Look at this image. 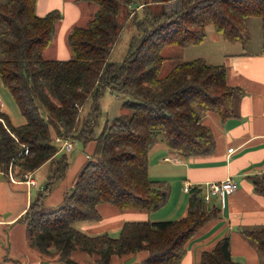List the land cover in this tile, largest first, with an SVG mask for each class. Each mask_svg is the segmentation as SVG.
I'll use <instances>...</instances> for the list:
<instances>
[{
	"label": "trees",
	"instance_id": "trees-1",
	"mask_svg": "<svg viewBox=\"0 0 264 264\" xmlns=\"http://www.w3.org/2000/svg\"><path fill=\"white\" fill-rule=\"evenodd\" d=\"M87 1L96 10L85 26H75L67 34L69 60L42 56L62 18L58 10L40 17L35 13L36 0L0 1V81L24 118L23 124L13 125L0 111V173L7 178L10 171L23 180L24 173L47 162L56 165L19 218L26 226L29 246L40 254L54 253L60 261L76 264L70 255L79 250L94 255L98 264H110L114 256L145 252L140 264H180L187 242L219 218V207L208 206L199 188L188 191L183 217L124 222L116 238L106 233L88 235L75 224L98 220L99 203L148 213L166 203L168 188L148 175V153L158 133L171 151L183 157L213 153L211 128L201 121L202 114L214 113L220 121L237 116L233 98L241 90L228 85L223 64H208L200 57L180 61L159 75L164 61L161 50L201 44L208 26L224 41L245 47L250 19L261 20L264 37V0L141 2L150 16L134 20L142 34L132 36L122 62H108V57L128 17L120 15V5L129 1ZM158 3L171 5L153 16L149 6ZM106 89L131 96L123 104L131 115L105 122L95 135L98 99ZM89 98L93 99L91 112L78 129L80 108ZM55 136L91 144L93 150L86 151L88 157L60 204L45 211L44 199L68 168L64 155L56 160L60 146ZM251 181L255 193L264 196V174L254 175ZM240 233L255 244L264 262V229ZM198 264H239L232 259L229 237L202 251Z\"/></svg>",
	"mask_w": 264,
	"mask_h": 264
},
{
	"label": "crops",
	"instance_id": "crops-1",
	"mask_svg": "<svg viewBox=\"0 0 264 264\" xmlns=\"http://www.w3.org/2000/svg\"><path fill=\"white\" fill-rule=\"evenodd\" d=\"M169 5L171 3H166V7ZM143 6L140 3L137 7ZM54 10H58L62 18L56 23L54 38L43 50L42 56L49 60H69L71 52L66 43L67 34L75 26H85L96 6L87 0H36L37 16ZM208 27L205 39L198 46L205 45L209 50L197 57L209 63L206 57L209 56L217 62L210 64H223L227 69L228 85L241 90L233 98L237 116L220 121L214 113L202 114L201 121L211 128L213 153L183 157L171 151L162 137L157 136L156 144L148 153V175L162 188H168L166 203L150 213L118 210L109 204L99 203L96 206L99 219L78 222L75 227L88 235L106 233L116 238L124 222L179 219L186 214L188 204L189 192L183 190L184 182L205 184L231 178L237 182L238 188L225 197L223 206H218L219 218L207 223L187 242L180 264H198L199 254L210 250L224 236L230 239V253L234 261L239 264H264L255 244L240 233L245 229H264V196L255 193L251 181V177L264 171V37L261 34L260 40L252 42L250 36L249 43L242 47L238 42L224 41L213 28ZM0 102V111L6 113L1 99ZM229 148H232L231 152H228ZM91 150L93 145L87 151ZM83 160L76 162L70 176L49 192L44 199L49 206L60 204ZM36 171L31 173L32 178ZM31 191L32 186L28 187L19 180L11 181L0 173V264H67L54 253L42 255L29 246L26 226L19 218L39 192L32 200ZM211 199L212 205H218L216 197ZM145 256V252L114 256L110 264H140ZM70 259L76 264H98L94 255L79 250L73 251Z\"/></svg>",
	"mask_w": 264,
	"mask_h": 264
},
{
	"label": "rangeland",
	"instance_id": "rangeland-1",
	"mask_svg": "<svg viewBox=\"0 0 264 264\" xmlns=\"http://www.w3.org/2000/svg\"><path fill=\"white\" fill-rule=\"evenodd\" d=\"M4 1V0H0ZM129 2H122L120 5V15L122 17H127V20L125 22V25L120 31V34L118 36L117 41L113 45L109 57L108 62H122L127 54L128 45L130 42V39L132 36L135 35H141L142 31L139 30L136 25L134 24V20L141 19L146 13V9L139 8L138 5L141 2L147 3L148 0H126ZM150 5V4H148ZM149 9L151 11V14L153 16H157L166 9V4L158 3V4H151L149 6ZM150 16V15H149ZM261 20L258 18L250 19L248 22V29H249V41L250 36L252 42H255L256 40L261 39ZM209 29H212V26L208 27ZM249 43V42H248ZM254 44V43H252ZM264 45V44H263ZM252 48H254V45H252ZM209 50L208 47L204 46H192L190 49L181 48L177 46H165L161 50V55L164 57V61L161 67V70L159 72V75H165L176 63L186 60V59H192L194 57L197 58L198 55L205 54V52ZM206 63H217L216 60H212L209 56ZM201 58V57H200ZM203 59V58H202ZM205 61V60H204ZM213 65V64H212ZM0 99L3 102L4 110L8 114L11 123L14 125H21L24 122L23 117L21 116L10 92L2 85L0 81ZM127 100H132L131 96L127 94H121L116 92H110L109 89H106L103 91L102 95L98 99V105L99 110L96 115V121L93 125V131L95 135H98L105 122H110L113 118L119 116V115H131V109L125 107L123 104ZM93 105V99L89 98L86 103L80 108V116L78 118V129L81 126L82 118H85L88 116V114L91 112V108ZM158 136H161L160 133H158ZM59 136L54 137L55 138ZM62 138V137H59ZM64 140H68L65 138H62ZM56 142V141H55ZM72 142V141H71ZM61 146L60 142H56ZM73 143V149L70 150V152H66L60 149V152L56 156V160H59L60 157L63 155L65 156V160L68 163V168L65 170L63 177L57 181V183L54 184L53 189L57 187L58 184H60L61 181H65L68 176L72 173L74 170V164L81 159H84L87 150L91 148V144H86L85 146L82 144L81 141L75 140ZM26 148V146H24ZM27 154V153H24ZM55 162V161H54ZM56 167L55 163H47L43 167H40L37 169L36 173H34L33 178L34 182H36V186H32V200L35 198L36 193L40 190H42V187L44 186L47 176L50 173V170L52 168ZM30 173V172H26ZM24 173V174H26ZM24 174H23V180H19L21 182L24 181ZM31 174V173H30ZM7 179H10L12 177L15 180H18L12 173L9 171L8 175L6 176ZM213 182V181H212ZM163 183V182H161ZM165 185V184H164ZM196 185V184H193ZM51 190V191H52ZM189 197V195H188ZM188 199V198H187ZM219 206V203H217ZM212 205V199L208 202V206ZM54 206H49L46 201H43V209L45 211H51L55 209ZM163 221V220H160ZM78 223V222H77Z\"/></svg>",
	"mask_w": 264,
	"mask_h": 264
},
{
	"label": "built area",
	"instance_id": "built-area-1",
	"mask_svg": "<svg viewBox=\"0 0 264 264\" xmlns=\"http://www.w3.org/2000/svg\"><path fill=\"white\" fill-rule=\"evenodd\" d=\"M1 104V102H0ZM56 142H60L61 146L60 149L66 152H70L71 149H73V143L69 140H64L62 138L56 137ZM232 148L228 149V152H231ZM28 149H24V153H27ZM261 174H264V171L261 172ZM11 181H14L12 177H10ZM28 187L34 186L35 182L31 178L30 173L24 174V181H23ZM184 191H189L192 187H196L201 189L202 191V200L208 204V202L211 200L212 197H216L219 203V206L224 205L225 197L231 193H233L237 188L238 184L235 182V180L231 178H225L221 181H213V182H207L205 184H196L193 185L189 182H184Z\"/></svg>",
	"mask_w": 264,
	"mask_h": 264
}]
</instances>
